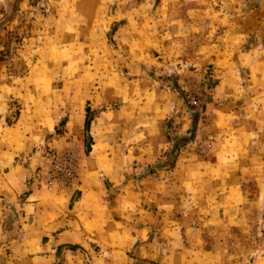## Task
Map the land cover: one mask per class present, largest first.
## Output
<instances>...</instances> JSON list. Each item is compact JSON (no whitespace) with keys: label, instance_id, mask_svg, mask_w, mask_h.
Here are the masks:
<instances>
[{"label":"rangeland","instance_id":"1","mask_svg":"<svg viewBox=\"0 0 264 264\" xmlns=\"http://www.w3.org/2000/svg\"><path fill=\"white\" fill-rule=\"evenodd\" d=\"M263 62L264 0H0V131L23 95L65 99L56 133L73 120V138L31 146L34 174L77 196L93 163L114 210L159 215L124 262L94 245L57 257L9 214L0 264H264ZM56 154L72 177L51 173Z\"/></svg>","mask_w":264,"mask_h":264},{"label":"crops","instance_id":"2","mask_svg":"<svg viewBox=\"0 0 264 264\" xmlns=\"http://www.w3.org/2000/svg\"><path fill=\"white\" fill-rule=\"evenodd\" d=\"M250 67L252 80L256 81L259 77L256 73H264V69H258L259 65L254 64ZM25 98L23 95L21 103L19 101L23 109L17 107L19 115L16 123L0 131V227L6 226L5 219L12 214V224H17L21 233L50 236L54 242L50 251H57L60 247L63 255L68 251H73V254L78 251L66 249L67 243L84 249L99 246L102 251H111V255L118 253L124 262V251L132 247L144 249L148 245L144 243L145 234L150 226L157 228L152 223L155 224L158 213L150 214L144 220L146 212L136 217L134 212L114 210L118 201L109 199L104 193L103 182L94 172L86 171L94 168L93 163L81 173L77 196L73 194V187L48 183L39 174H34L35 154L29 156L31 146L39 145L42 141L44 145L58 148L64 146L62 139L65 134L73 138V120H67L60 126L66 128L67 132L56 133L58 124L63 123L66 112H69L68 107L72 108V105L63 98H40L32 103L24 101ZM8 107L10 113L13 107ZM71 116L69 113V118ZM27 133L29 136H26ZM23 136H34L39 141L23 144ZM100 154L96 153V156ZM1 235L0 231V241ZM112 264L122 263L118 261Z\"/></svg>","mask_w":264,"mask_h":264},{"label":"built area","instance_id":"3","mask_svg":"<svg viewBox=\"0 0 264 264\" xmlns=\"http://www.w3.org/2000/svg\"><path fill=\"white\" fill-rule=\"evenodd\" d=\"M52 174H59V175H68L69 177L73 176V159L72 156L68 158H62L59 155L53 156V163H52Z\"/></svg>","mask_w":264,"mask_h":264},{"label":"trees","instance_id":"4","mask_svg":"<svg viewBox=\"0 0 264 264\" xmlns=\"http://www.w3.org/2000/svg\"><path fill=\"white\" fill-rule=\"evenodd\" d=\"M86 119H85V123H84V129H85V131L86 132H88V129H89V120H88V118H87V116H88V113H89V109H88V107H86ZM89 152V151H88ZM66 248L67 249H69V250H77V249H82L80 246H78V245H67L66 246ZM59 252H60V247L57 249V257H59ZM55 264H61L60 262H57V263H55Z\"/></svg>","mask_w":264,"mask_h":264}]
</instances>
